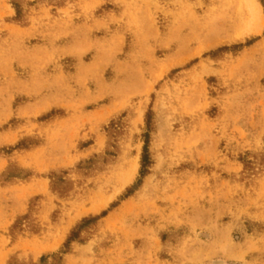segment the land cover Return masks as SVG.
Returning <instances> with one entry per match:
<instances>
[{
  "label": "rangeland",
  "instance_id": "rangeland-1",
  "mask_svg": "<svg viewBox=\"0 0 264 264\" xmlns=\"http://www.w3.org/2000/svg\"><path fill=\"white\" fill-rule=\"evenodd\" d=\"M0 264H264V0H0Z\"/></svg>",
  "mask_w": 264,
  "mask_h": 264
}]
</instances>
